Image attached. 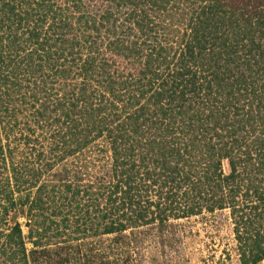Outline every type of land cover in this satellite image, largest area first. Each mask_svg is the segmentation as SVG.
<instances>
[{
	"label": "trees",
	"instance_id": "16d2710c",
	"mask_svg": "<svg viewBox=\"0 0 264 264\" xmlns=\"http://www.w3.org/2000/svg\"><path fill=\"white\" fill-rule=\"evenodd\" d=\"M91 149L100 187L49 178ZM226 208L263 264L264 0H0V264H135L136 229Z\"/></svg>",
	"mask_w": 264,
	"mask_h": 264
},
{
	"label": "rangeland",
	"instance_id": "374dc122",
	"mask_svg": "<svg viewBox=\"0 0 264 264\" xmlns=\"http://www.w3.org/2000/svg\"><path fill=\"white\" fill-rule=\"evenodd\" d=\"M103 154V152L99 153V149L88 150L80 158L67 159L48 176L57 179L62 177L67 170L74 183L76 182L74 178L83 174L86 178L84 182L92 185L98 184V188L101 181L110 175V161ZM224 170L229 173L227 161H224ZM20 221L24 222L25 218H20ZM24 231L28 233V228L25 226ZM135 232L139 241L137 245L139 250L135 253L137 257L134 260L135 264H241L234 218L229 208L215 212L203 211L198 215L171 219L163 226L151 225L136 229ZM65 237L64 235L57 240L54 239L58 247L67 244L63 242ZM92 240L97 242L98 239H87L88 242ZM73 242V245H76L79 241L71 240L68 243L72 245ZM110 243L111 239L104 236L97 244L104 262L107 258L104 253L109 251ZM28 245L32 246L31 243ZM83 248L91 252L90 245H85ZM84 259L85 257H82L81 262H76V264H82ZM100 260L98 258V261ZM262 263L264 264V260Z\"/></svg>",
	"mask_w": 264,
	"mask_h": 264
}]
</instances>
